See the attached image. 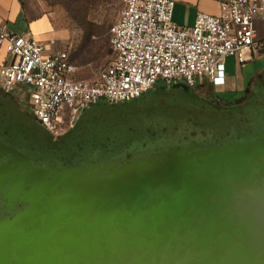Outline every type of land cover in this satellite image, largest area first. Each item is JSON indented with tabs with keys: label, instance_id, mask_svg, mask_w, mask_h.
<instances>
[{
	"label": "water",
	"instance_id": "water-1",
	"mask_svg": "<svg viewBox=\"0 0 264 264\" xmlns=\"http://www.w3.org/2000/svg\"><path fill=\"white\" fill-rule=\"evenodd\" d=\"M6 102L0 100V201L10 207L64 205L65 211L54 212L55 216L70 214L68 204L92 201L90 194L96 190L108 198L116 192L120 201L127 199L124 191L156 185L172 191L179 186V174L199 173L211 166L206 156H211L215 141L253 135L264 139V87L255 88L244 104L229 108L215 107L177 84L122 103L100 102L81 112L58 139ZM167 197L177 205L183 201L179 196ZM165 204L168 210L171 204ZM259 214L262 225L255 226L252 235L239 227L229 238L217 226L210 229L209 223L214 238L204 241L189 232L185 240L200 245V264H264V207ZM184 225L190 227L188 222ZM182 240H174L179 241L175 255L183 248ZM212 242L217 244L214 250L207 248ZM182 258L184 263L175 264H194L190 251Z\"/></svg>",
	"mask_w": 264,
	"mask_h": 264
},
{
	"label": "built area",
	"instance_id": "built-area-1",
	"mask_svg": "<svg viewBox=\"0 0 264 264\" xmlns=\"http://www.w3.org/2000/svg\"><path fill=\"white\" fill-rule=\"evenodd\" d=\"M176 0H124L110 33L112 57L94 81L77 77L71 46L47 52L30 31L0 25V86L26 100L25 109L53 137L62 136L85 108L126 102L184 81L195 87L226 84L225 60L246 62V52L264 53L256 20L264 0H226L217 15L198 12L192 26L173 21Z\"/></svg>",
	"mask_w": 264,
	"mask_h": 264
},
{
	"label": "flooded vegetation",
	"instance_id": "flooded-vegetation-1",
	"mask_svg": "<svg viewBox=\"0 0 264 264\" xmlns=\"http://www.w3.org/2000/svg\"><path fill=\"white\" fill-rule=\"evenodd\" d=\"M247 68L241 76L242 86L235 91L224 93L209 82H202L189 88L188 93L218 108L242 105L253 95L255 88L264 87V55L259 61L251 62ZM229 141H215L210 146L211 156L207 155L208 151L205 154L211 166L199 173L179 174L178 188L169 192L156 185L143 191H124L127 199L120 201L116 192L114 197L108 198L106 194H100L101 190H96V194H90L92 201L88 210L81 208L78 211L75 205L68 204L66 207L70 209V214L65 213L63 216H55L54 212L58 208L55 206L48 209L36 204L2 206L0 243L8 239L16 226L22 232L31 231L32 227L26 218L34 210L42 209L40 211L45 218L54 216L55 220H48L46 227L47 234L52 230L54 236H47L49 239H42L38 245L39 248L44 247L39 254L42 264H175L179 261L184 263L182 257L186 251H190L194 264H200V245L186 241L187 233L194 232L205 241L210 236H216L214 230L208 231L209 223L210 229L217 226V231L229 238L234 237L233 229L240 227L243 232L252 235V229L262 225L259 211L264 207V139L258 135L246 138L232 136ZM193 182L196 184L193 185ZM67 188L72 192L77 190L75 187ZM169 194L179 196L183 201L179 205L174 204L168 199ZM167 202L171 204L168 210ZM22 207L24 212L19 210ZM14 208L16 211L13 212L11 209ZM101 208L108 210L110 220H104L99 227L92 214ZM161 208H164L162 213L154 215ZM69 216L76 218L72 221L79 220L82 223V230L86 234L74 243L63 244L62 236H58V227H50L57 220L66 222ZM135 220L141 225L153 224V231H145L141 225L132 227L130 222ZM185 222L190 223V227H185ZM92 229L96 230L95 233L90 232ZM179 237L183 238L184 245L175 255L179 241L174 240ZM216 245L212 242L207 244V248L214 250ZM29 259L33 262L36 260L33 256Z\"/></svg>",
	"mask_w": 264,
	"mask_h": 264
},
{
	"label": "rangeland",
	"instance_id": "rangeland-1",
	"mask_svg": "<svg viewBox=\"0 0 264 264\" xmlns=\"http://www.w3.org/2000/svg\"><path fill=\"white\" fill-rule=\"evenodd\" d=\"M45 2L57 27L62 28L64 32L69 35L67 44L73 48V61L81 66L90 64L92 66V70H89L92 74L90 79H96L98 70L106 65L112 57L110 45L111 28L124 9V0H45ZM80 19L85 20L84 25L81 24ZM88 31H92L90 36H88ZM263 55L264 53L262 50H255L254 56L250 51H247L246 60L253 62L259 61ZM225 62L226 84L221 87H215L218 91L224 93H226V91H235L242 86V78L240 75V65L242 63L238 62L233 55L227 56ZM243 70H248L247 66H245ZM177 85L179 89L183 90L192 88L187 86L184 81L178 82ZM155 90L161 91L164 90V88L159 87ZM9 98L10 97L5 93H0V100L2 99L5 102L7 101L6 103L17 106L33 119L31 114L24 107L26 105L25 99L19 101ZM81 112L79 114H81ZM89 203L90 202H84L83 206L82 204H78L75 209L79 211L82 210L81 208L83 207L85 210H88L91 206ZM2 204L3 203L0 202V208L3 206ZM61 207H64V205L58 207L57 211L55 210L57 214L65 211V209ZM92 216L99 227H101V222H105L104 220H110V213L104 208L95 210ZM53 217L54 216H52V218ZM52 218H45L42 211L39 209L30 213L26 220L30 222L32 230L29 232H22V229L16 226L13 229V233L9 234L8 239H4L5 242L0 243V264H42L43 261L39 254L44 250V247L39 248L38 245L40 244L39 242H41L42 239L45 240L47 236H54L52 230L48 234L46 232L47 222ZM74 219L76 218L69 216L66 222L57 220V222L50 227L51 229L53 227H58V232L60 231L58 236H62L63 244L69 242L74 243L79 238L82 239L86 234V232L82 230V223L79 220L76 222L72 221ZM109 223L112 225L111 221H109ZM130 223L132 227L141 225L138 221H131ZM141 227L144 228L145 231H153V224H142ZM95 231L96 230L93 229L90 230L91 233H95ZM48 239L49 238H47V240ZM30 256L36 259L35 262L29 259Z\"/></svg>",
	"mask_w": 264,
	"mask_h": 264
},
{
	"label": "crops",
	"instance_id": "crops-1",
	"mask_svg": "<svg viewBox=\"0 0 264 264\" xmlns=\"http://www.w3.org/2000/svg\"><path fill=\"white\" fill-rule=\"evenodd\" d=\"M226 0H176L173 21L179 26H192L198 12L217 15L220 13L221 3ZM0 25L6 26L13 32L22 33L30 31L33 36L46 45L47 52L64 48L69 41V35L56 22L49 12L45 0H0ZM258 37L264 36V19L256 20ZM73 48H71V61L78 66L77 77L94 81L91 78L90 64L79 65L73 61ZM9 61V57L0 54V62ZM253 61H246L240 65V75L243 68L249 67ZM86 67V68H84ZM86 69V70H85ZM83 71V72H82ZM5 93L9 99L18 100L15 95L7 92L0 86V93Z\"/></svg>",
	"mask_w": 264,
	"mask_h": 264
},
{
	"label": "trees",
	"instance_id": "trees-1",
	"mask_svg": "<svg viewBox=\"0 0 264 264\" xmlns=\"http://www.w3.org/2000/svg\"><path fill=\"white\" fill-rule=\"evenodd\" d=\"M81 20V24L82 25H84V23H85V20H82V19H80ZM83 27H85V26H83ZM92 34V31H88V36H90ZM88 38V37H87Z\"/></svg>",
	"mask_w": 264,
	"mask_h": 264
}]
</instances>
